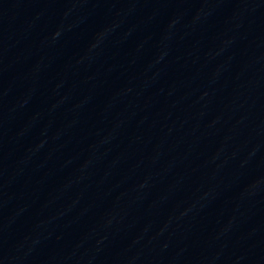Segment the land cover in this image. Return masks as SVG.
Instances as JSON below:
<instances>
[{
    "label": "water",
    "instance_id": "1",
    "mask_svg": "<svg viewBox=\"0 0 264 264\" xmlns=\"http://www.w3.org/2000/svg\"><path fill=\"white\" fill-rule=\"evenodd\" d=\"M0 264H264V0H0Z\"/></svg>",
    "mask_w": 264,
    "mask_h": 264
}]
</instances>
